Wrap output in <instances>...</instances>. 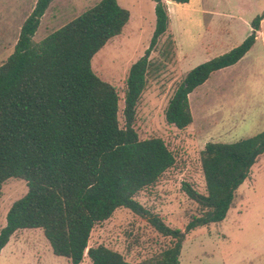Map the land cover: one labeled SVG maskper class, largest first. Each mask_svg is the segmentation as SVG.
Listing matches in <instances>:
<instances>
[{"label":"trees","instance_id":"16d2710c","mask_svg":"<svg viewBox=\"0 0 264 264\" xmlns=\"http://www.w3.org/2000/svg\"><path fill=\"white\" fill-rule=\"evenodd\" d=\"M54 0H36L23 21L11 53L0 62V195L11 177L26 181L27 192L9 207L0 229V250L20 229H42L51 251L71 264L85 257L89 264H179L185 233L221 222L235 192L264 153V131L236 141L206 142L200 151L204 192L184 183L187 197L198 206L184 230L136 200L175 164L160 137L140 139L134 129L136 107L150 72L159 68L151 53L168 34L165 0L154 3L155 25L148 46L127 73L119 123L118 92L97 76L91 59L105 43L121 34L128 9L117 0H99L79 15L36 41L41 17ZM183 4L189 0H170ZM262 16L229 51L190 69L164 111L177 129L192 122L188 95L211 73L231 66L252 47ZM173 40L163 52L169 53ZM124 207L144 218L167 239L160 251L138 262L103 244L90 246L95 225Z\"/></svg>","mask_w":264,"mask_h":264},{"label":"rangeland","instance_id":"374dc122","mask_svg":"<svg viewBox=\"0 0 264 264\" xmlns=\"http://www.w3.org/2000/svg\"><path fill=\"white\" fill-rule=\"evenodd\" d=\"M14 1V0H13ZM0 0L3 12L18 25L33 7V0L18 6ZM99 0H54L41 17L33 36L38 41ZM130 16L121 34L108 40L91 59L93 72L109 82L120 97L119 123L125 81L130 65L143 55L155 25L152 0H117ZM166 2L168 34L160 37L150 57L156 71L149 73L136 107L134 129L140 139L160 137L175 156V164L158 181L136 195V200L158 214L172 228L184 230L198 206L182 186L204 192L200 151L206 142L230 143L264 131V0H205L201 7ZM3 6V7H2ZM4 15V14H3ZM262 16L253 48L235 65L210 74L188 96L192 122L185 129L168 124L164 111L186 73L196 65L239 45L250 22ZM13 22V21H12ZM0 39V62L12 51L13 31ZM12 34V36H11ZM174 44L163 52L168 40ZM225 220L185 233L179 264H264V154L237 188ZM27 192L26 181L8 178L1 185L0 229L11 204ZM167 242L148 222L120 207L94 226L88 244L117 250L130 262L156 255ZM85 257L80 264H89ZM0 264H71L52 253L42 229H20L0 250Z\"/></svg>","mask_w":264,"mask_h":264},{"label":"crops","instance_id":"0c3cea01","mask_svg":"<svg viewBox=\"0 0 264 264\" xmlns=\"http://www.w3.org/2000/svg\"><path fill=\"white\" fill-rule=\"evenodd\" d=\"M11 1H13V0H10V3L12 4V2ZM22 1L24 2V0H14L13 2H14V4L15 5H17L18 6V3H22ZM35 1L36 0H33V4H35ZM165 1H167V2H169L170 0H165ZM170 2H172V1H170ZM204 2H205V0H189V2H187V3H183V4H191L192 3V6L193 7H197V6H199V7H201L200 8V10L202 11V13L205 11V8H204V6H203V4H204ZM174 3V2H173ZM175 4H178V3H175ZM0 5H2V3L0 2ZM34 6V5H33ZM3 7V6H2ZM33 8V7H32ZM3 9V8H2ZM1 9V7H0V39H2V38H5L6 36H9V32H12L13 31V36L15 37V38H17L18 37V34H19V31H20V27H21V25H22V23H23V21L25 20V18L27 17V15H25L23 18H22V20H21V22L18 24V25H16V23H15V21L14 20H12L11 18H10V16H9V13L6 11V12H3V10ZM32 10V9H31ZM4 14V15H3ZM257 16V15H256ZM13 21V22H12ZM261 22V21H260ZM251 31V26H250V30H249V32ZM248 32V33H249ZM259 34H260V24H259V30L258 31H256V38L259 36ZM11 36H12V34H11ZM247 36V35H246ZM256 40V39H255ZM16 42V41H15ZM255 43V42H254ZM15 44V43H14ZM254 45V44H253ZM253 45H252V47L247 51V53L253 48ZM0 48H1V41H0ZM246 53V54H247ZM245 54V55H246ZM244 55V56H245ZM243 56V57H244ZM242 57V58H243ZM241 58V59H242ZM240 59V60H241ZM240 60H238L235 64H237ZM235 64H233V65H235ZM232 66V65H231ZM228 67H230V66H228ZM225 68H227V67H225ZM220 70V69H219ZM218 71V70H217ZM207 81V80H206ZM205 81V82H206ZM204 82V83H205ZM203 83V84H204ZM200 86V85H199ZM189 96V95H188ZM264 154V153H263ZM262 154V155H263ZM260 157V156H259ZM255 164V163H254ZM253 164V165H254ZM237 192L238 191H236V194H237ZM225 220V218L222 220V221H224ZM221 221V223H223Z\"/></svg>","mask_w":264,"mask_h":264}]
</instances>
